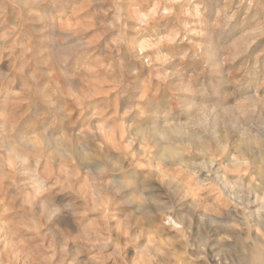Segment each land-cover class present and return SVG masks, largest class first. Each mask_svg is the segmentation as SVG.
Returning a JSON list of instances; mask_svg holds the SVG:
<instances>
[{
    "label": "rangeland",
    "instance_id": "rangeland-1",
    "mask_svg": "<svg viewBox=\"0 0 264 264\" xmlns=\"http://www.w3.org/2000/svg\"><path fill=\"white\" fill-rule=\"evenodd\" d=\"M263 241L264 0H0V264Z\"/></svg>",
    "mask_w": 264,
    "mask_h": 264
},
{
    "label": "bare ground",
    "instance_id": "bare-ground-1",
    "mask_svg": "<svg viewBox=\"0 0 264 264\" xmlns=\"http://www.w3.org/2000/svg\"><path fill=\"white\" fill-rule=\"evenodd\" d=\"M252 256V264H264V241L256 244Z\"/></svg>",
    "mask_w": 264,
    "mask_h": 264
}]
</instances>
